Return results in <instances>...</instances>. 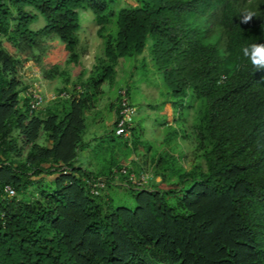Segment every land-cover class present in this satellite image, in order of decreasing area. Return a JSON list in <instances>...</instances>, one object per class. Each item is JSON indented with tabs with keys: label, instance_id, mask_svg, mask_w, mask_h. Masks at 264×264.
<instances>
[{
	"label": "trees",
	"instance_id": "1",
	"mask_svg": "<svg viewBox=\"0 0 264 264\" xmlns=\"http://www.w3.org/2000/svg\"><path fill=\"white\" fill-rule=\"evenodd\" d=\"M134 1L0 0V264H264V70L241 53L264 43V0ZM78 9L92 12L102 51L68 87V72L43 56L59 38L66 61L79 63ZM245 10L256 14L248 23ZM141 55L178 111L193 110L178 126L165 120L163 148L151 154L141 128L114 132L120 90L132 105L122 86L107 140H84L102 86L121 59ZM27 61L64 83L46 105L41 88L31 113ZM90 144V166L76 164ZM146 170L135 187L129 174ZM96 177L106 182L99 195ZM123 190L132 207L118 203Z\"/></svg>",
	"mask_w": 264,
	"mask_h": 264
},
{
	"label": "rangeland",
	"instance_id": "2",
	"mask_svg": "<svg viewBox=\"0 0 264 264\" xmlns=\"http://www.w3.org/2000/svg\"><path fill=\"white\" fill-rule=\"evenodd\" d=\"M123 2L135 5L134 0H123ZM78 20L80 28L77 33L80 41L79 52L81 54L79 63L66 61L68 54L64 51L63 42L59 38L50 42L49 48L43 56V61L50 64L58 63L61 70L68 72L70 79L69 84H67L68 87H71L72 82L77 81L80 72H83V75L88 73L95 62V55L100 54L102 51V42L96 34L97 27L94 23L92 12L90 10L78 9ZM43 25L44 21L40 16L32 24V27L39 28ZM6 45L9 46L7 43ZM148 45L149 42L147 43ZM145 51H147V48ZM145 51L144 56L146 54ZM115 69L117 72L115 80L113 82H106L102 86L104 94L98 101L96 109L89 111L85 117L86 128L83 139L90 140L93 138L92 142L95 140L97 142L100 139L107 140L106 136L110 131L112 121L109 104L116 99L118 88L129 85L131 89V103L136 110L133 116V125L136 128L142 129L141 138L150 145L149 152L154 154L163 148L160 145L166 132V127L163 124L165 120H168L170 116L176 119L177 124L179 120L181 122L186 118L193 108H184L182 109L183 111H178L173 105L175 99L164 81L163 74L156 68L155 64L147 61L145 64L142 55L121 59ZM22 78L26 81L37 78L36 81L39 83L40 88H42L43 94L49 98L44 105L51 101L50 97L57 95L56 88L64 84L60 78L44 82L39 68L32 61L25 62L22 68ZM45 83H47L52 92L50 91L49 93V90L45 91L44 88L47 86ZM188 101H191L190 96H188L186 102ZM180 115L181 119H178ZM180 148L176 149L178 153L181 151ZM93 162L98 163L97 159H94ZM185 164L188 165L186 162ZM146 172L149 176L151 175L150 170H146ZM156 181H159V177L156 178ZM117 196H119L116 197L119 198L118 203L128 207L134 205L132 198L129 197L126 191L123 190Z\"/></svg>",
	"mask_w": 264,
	"mask_h": 264
},
{
	"label": "built area",
	"instance_id": "3",
	"mask_svg": "<svg viewBox=\"0 0 264 264\" xmlns=\"http://www.w3.org/2000/svg\"><path fill=\"white\" fill-rule=\"evenodd\" d=\"M26 96L30 97L29 100V112H33L41 108L44 104V97L41 93V88L37 82H33L26 90ZM118 114L114 132L117 135H121L124 138L130 136V130L133 126V116L135 114V107L130 105L126 96L125 89L120 90V98L118 99ZM126 168L122 167L120 172L126 173ZM150 178L149 174L142 173L139 177L135 173L131 172L128 179L135 187H142L146 181ZM106 187V182L102 177H96L89 181L90 192L95 195H99ZM4 191L8 196H14L15 190L11 186H5Z\"/></svg>",
	"mask_w": 264,
	"mask_h": 264
},
{
	"label": "clouds",
	"instance_id": "4",
	"mask_svg": "<svg viewBox=\"0 0 264 264\" xmlns=\"http://www.w3.org/2000/svg\"><path fill=\"white\" fill-rule=\"evenodd\" d=\"M256 14L254 11L245 10L241 13V22L248 23ZM242 57L250 62L254 72L264 70V43H251L241 48Z\"/></svg>",
	"mask_w": 264,
	"mask_h": 264
},
{
	"label": "crops",
	"instance_id": "5",
	"mask_svg": "<svg viewBox=\"0 0 264 264\" xmlns=\"http://www.w3.org/2000/svg\"><path fill=\"white\" fill-rule=\"evenodd\" d=\"M79 61H80V59H79ZM81 73H83V72H80L79 74H81ZM86 76H87V74L84 75L83 77H86ZM43 81H44V82H47V80H43ZM45 85H47V83H45ZM44 89H45L46 92L49 90V93H50V91H51V89H49L48 85L45 86ZM118 89H119V88H118ZM117 91H118V90H117ZM51 92H52V91H51ZM116 98H117V95H116ZM115 102H116V99H115L113 102H111V103L109 104V110H110V112L112 113V121H111V123L113 122V120H114V118H115ZM96 107H97V106H96ZM96 107H95L94 109H96ZM133 126H134V125H133ZM92 139H93V138H92ZM92 139H90V140H91L90 142L93 141ZM91 144H92V143H91ZM91 144H90L88 147L82 149V150L79 152V155H78L77 163H76V164H80V165H82V166H90L89 158L91 157V153H90Z\"/></svg>",
	"mask_w": 264,
	"mask_h": 264
}]
</instances>
